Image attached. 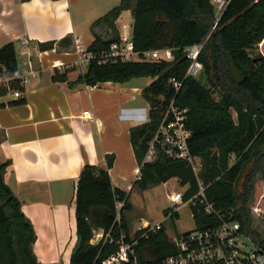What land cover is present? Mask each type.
<instances>
[{"label": "trees", "instance_id": "obj_1", "mask_svg": "<svg viewBox=\"0 0 264 264\" xmlns=\"http://www.w3.org/2000/svg\"><path fill=\"white\" fill-rule=\"evenodd\" d=\"M126 11L134 19L136 50L172 49L174 61L106 65L91 62L75 84L95 87L107 82L124 84L151 78L153 82L143 91L150 106L149 122L130 131L141 166L135 186L147 190L177 179L186 188L183 199L188 203L200 197L202 181L206 201L196 198L197 205L192 206L196 230L205 231L222 224L215 215L206 214L201 205L213 204L222 217L238 221L242 233L264 251V239L255 228L250 206L257 183L264 182V56L252 54L260 44L264 46V0H231L220 18L212 0H121L93 24V31L103 25L110 29L111 39L96 37L87 49L89 52H104L119 40L116 23ZM203 43L200 61L204 71L199 79L186 77L190 61L184 50ZM54 46L52 42L39 48L46 51ZM72 69H55L53 81L68 82ZM0 77L7 80L0 83V97L14 91L25 92L13 42L0 49ZM172 79L183 84L179 92L171 84ZM172 100L189 109L187 125L192 131L189 147L192 155L202 161L198 175L189 163L173 161L162 154L154 162L142 165ZM25 102L20 97L10 105ZM232 155L236 157L233 162ZM114 160L113 156L107 157L106 169L86 165L80 175L75 196L77 244L70 264H102L119 251L122 236L126 243L138 242L137 264H163L177 255L179 249L163 225L148 235L147 229L131 234L123 215L129 208V195L114 188L109 175ZM8 166L9 162L0 164V264H40L33 251L35 230L5 182ZM119 203L124 205L120 210L121 221L117 222ZM164 215L168 217L169 209ZM177 219L178 213L170 218L172 222ZM98 231H103L105 237L93 244Z\"/></svg>", "mask_w": 264, "mask_h": 264}, {"label": "crops", "instance_id": "obj_2", "mask_svg": "<svg viewBox=\"0 0 264 264\" xmlns=\"http://www.w3.org/2000/svg\"><path fill=\"white\" fill-rule=\"evenodd\" d=\"M71 8V0H0V49L15 43L21 76L30 78L25 104L10 105L19 100L11 92L0 97V164L9 162L5 182L35 230L33 251L40 264H70L77 244L76 189L86 165L106 169L107 157L113 156V187L134 191L141 166L130 131L149 122L143 91L151 78L75 84L88 69L78 66L76 40L88 49L96 37L108 41L112 34L98 27L93 36L78 25ZM131 15L126 11L118 19L122 29ZM85 33L92 36L88 44ZM52 42L53 50L39 48ZM68 67L73 68L68 82L55 83V69ZM6 81L0 77V83ZM87 111L93 120L84 118ZM101 234L95 233L96 242Z\"/></svg>", "mask_w": 264, "mask_h": 264}, {"label": "built area", "instance_id": "obj_3", "mask_svg": "<svg viewBox=\"0 0 264 264\" xmlns=\"http://www.w3.org/2000/svg\"><path fill=\"white\" fill-rule=\"evenodd\" d=\"M231 0H212L215 7L216 15L218 18L222 16L225 9ZM216 28V26H215ZM129 31H128V30ZM132 30V32H131ZM76 53L79 55L78 66L82 68L83 65L88 66L91 62H97L99 65H106L109 63H154V62H172L175 57L172 49H162L154 51L139 52L135 48L133 40V26L123 25L122 32L119 35V40L113 43L110 48L104 52L94 53L89 52L87 48L80 42L79 39L75 42ZM203 44L187 47L184 50L186 58L190 61V66L187 70L186 77L199 78L204 71V65L200 61V56L204 48ZM35 72L31 71L30 75ZM30 83V78L23 77L22 86L25 88ZM176 92L182 88V83L176 79L171 80ZM11 94L15 98L23 96V92L14 91ZM188 113L189 109H183L172 100L166 110L164 111L161 119L159 129L149 144L147 156L142 165L151 163L157 160L160 154L164 155L173 161H184L191 165L196 175L201 171V159L194 157L191 153L189 142L192 137V131L188 128ZM84 118L93 120V115L87 111L84 113ZM236 160L234 155L231 156V161ZM141 170V169H140ZM137 179H140V172ZM200 197L202 202H205V189L200 182ZM171 203L169 208L168 218L175 216L179 212V208L185 204L183 194L174 193L168 197ZM196 198L191 199L188 203L190 206H196ZM187 203V204H188ZM123 203L117 204V222L121 221L120 210L123 208ZM204 206L205 213L215 215L222 221L218 227H214L205 231L188 232L187 235L181 234L176 238V246L179 249L177 255L169 257L163 264H264V251L256 245V254L251 257L244 249L242 239L247 238L242 233V225L233 220L231 217H222L216 211L213 204H201ZM259 211V209H256ZM231 216L232 213L230 212ZM162 224L156 226L146 225L143 229H147L148 235L150 232H155L161 229ZM100 240L105 235L101 231ZM186 234V233H185ZM107 239L110 238L108 234ZM112 242V241H111ZM137 241L132 244L126 243L124 236L121 237L119 242V251L104 260L102 264H126L129 262L138 263V255L136 252Z\"/></svg>", "mask_w": 264, "mask_h": 264}, {"label": "rangeland", "instance_id": "obj_4", "mask_svg": "<svg viewBox=\"0 0 264 264\" xmlns=\"http://www.w3.org/2000/svg\"><path fill=\"white\" fill-rule=\"evenodd\" d=\"M120 2L121 0H71V11L78 25H85L86 27L84 29L87 28L86 31L90 32V34L93 35V24L96 22V20L106 15L114 7L118 6ZM125 15L127 16V18L130 17V14ZM118 21L116 23V26L122 31L123 23ZM128 21V23L133 26V17H131V19H129ZM90 23L92 24L91 27L89 26L90 29H88V25H90ZM100 29L101 33H104V35L110 34L112 32L110 29H107L105 25L101 26ZM91 37L92 36L85 33L83 35V41L88 44L91 40ZM252 54L254 56L259 54L264 56V46H261L260 44L258 50L252 51ZM216 98L218 97L216 96ZM200 169L202 170V167ZM185 190L186 188L181 187L178 180H172L166 184L154 186L147 190H141L139 187H135L132 193L128 192L129 208L124 210L123 215L129 224L131 234L133 235L138 230L146 227V223L150 226L162 224L166 230L167 235L175 243L178 235L195 231V229L197 228L196 222L193 217L192 207L189 203H185L179 208L178 219L175 222H172L164 215L165 211L171 207V203L168 197L173 195L174 193L184 194ZM263 204L264 182L259 181L256 185L254 198L250 206L251 215L255 219V224H257L255 228L259 231L264 239ZM257 208L259 209V211L256 210ZM94 241L96 240L94 239ZM242 241L245 245V251L251 257H253L256 254L255 244L249 238H244L242 239ZM53 259L54 258H52V260Z\"/></svg>", "mask_w": 264, "mask_h": 264}, {"label": "water", "instance_id": "obj_5", "mask_svg": "<svg viewBox=\"0 0 264 264\" xmlns=\"http://www.w3.org/2000/svg\"><path fill=\"white\" fill-rule=\"evenodd\" d=\"M95 243H96V241L93 242V244H95Z\"/></svg>", "mask_w": 264, "mask_h": 264}, {"label": "bare ground", "instance_id": "obj_6", "mask_svg": "<svg viewBox=\"0 0 264 264\" xmlns=\"http://www.w3.org/2000/svg\"><path fill=\"white\" fill-rule=\"evenodd\" d=\"M262 45V44H261Z\"/></svg>", "mask_w": 264, "mask_h": 264}]
</instances>
